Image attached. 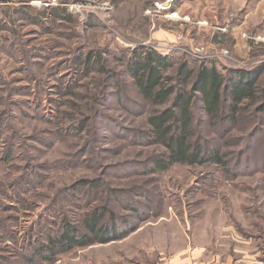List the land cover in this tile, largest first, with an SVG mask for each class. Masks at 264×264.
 <instances>
[{"label":"rangeland","instance_id":"1","mask_svg":"<svg viewBox=\"0 0 264 264\" xmlns=\"http://www.w3.org/2000/svg\"><path fill=\"white\" fill-rule=\"evenodd\" d=\"M139 46L194 67L216 65L226 76L261 69L264 0H0V259L33 224L79 216L87 197L77 193L68 205V187L87 179L106 181L105 193L133 191L128 199L140 204L137 213L127 200L98 202L108 200L139 229L120 225L123 241L96 242L55 264H264V113L244 106L227 134L220 124L195 125L202 144L225 155L226 167L155 172L166 149L128 136L147 133L155 110L121 63ZM90 55L103 59L106 73L81 74ZM113 74L120 84L107 80ZM120 92L124 103L115 102ZM93 108L127 135L77 133Z\"/></svg>","mask_w":264,"mask_h":264},{"label":"trees","instance_id":"2","mask_svg":"<svg viewBox=\"0 0 264 264\" xmlns=\"http://www.w3.org/2000/svg\"><path fill=\"white\" fill-rule=\"evenodd\" d=\"M121 63L126 77L133 83L145 106L155 109L147 118V133L134 129L128 134L132 142L137 139L166 149L167 154L154 161L155 172H166L175 165L215 164L226 167L225 155L218 149L205 147L195 125L220 126L223 134L225 131L227 134L230 126L239 123L244 106L259 107V112L264 113V67L258 70L230 69L226 76L216 65L203 63L194 67L189 61L176 62L173 56L141 46L135 47ZM107 69L102 58L90 55L82 62L80 72L83 75L95 71L106 73ZM121 79L113 74L107 80H112L114 86L115 83L120 84ZM123 98L120 96L115 102L124 103ZM97 103L103 104L102 97L97 99ZM108 103H113V100ZM76 128L77 133L90 131L93 136L97 133L102 135L101 131L119 135L128 133L113 117L104 115L98 108H93L92 113L82 118ZM88 144L89 139H86L82 148L86 149ZM206 145L209 146L208 143ZM82 160L84 164L88 162L86 157ZM25 184H31L30 177ZM106 184V181L83 179L70 185L68 193L74 196H69L68 205L76 204L77 193L87 197V205L79 206L82 210L80 215L75 213L73 217L63 216L59 221L51 219L43 224H33L28 238L20 244L14 242L12 253L8 259H0V264H55L61 254L70 255L88 249L96 242L113 245L123 241L125 234L120 225L136 232L139 226L130 225L128 217H120L111 209L108 200L98 202L101 196L115 199L121 206L123 200H127L129 205L125 207L131 213H137L140 204L128 199L134 195L133 191L123 192L122 189L109 187L105 193Z\"/></svg>","mask_w":264,"mask_h":264},{"label":"crops","instance_id":"3","mask_svg":"<svg viewBox=\"0 0 264 264\" xmlns=\"http://www.w3.org/2000/svg\"><path fill=\"white\" fill-rule=\"evenodd\" d=\"M187 262L185 261V262H183L182 260L180 261V262H178L177 263V261H172V262H170V263H168V264H186ZM211 264V263H210ZM235 264H239V263H235Z\"/></svg>","mask_w":264,"mask_h":264}]
</instances>
